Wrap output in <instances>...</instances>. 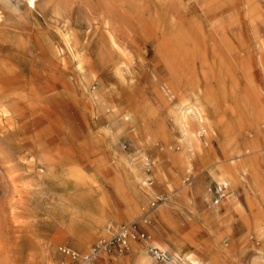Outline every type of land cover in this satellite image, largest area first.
I'll return each mask as SVG.
<instances>
[{
    "label": "rangeland",
    "instance_id": "374dc122",
    "mask_svg": "<svg viewBox=\"0 0 264 264\" xmlns=\"http://www.w3.org/2000/svg\"><path fill=\"white\" fill-rule=\"evenodd\" d=\"M263 67L264 0H0V264H67L60 246L79 242L83 250L76 251L88 252L159 198L155 208L164 205L146 227L153 244L159 238L210 264H247L264 246L238 221L224 235L221 228L215 252L207 213L218 200V179L209 169L227 162L220 130H237L239 116L260 118ZM182 96L201 97L214 127L208 141L199 134L203 148L192 152L185 170L169 156L157 160L162 146L170 155L180 146L171 112ZM158 122L172 139L148 147L145 139ZM244 129L238 142L254 134ZM254 155L264 162V149ZM147 159L153 193L146 183L126 180L125 161L148 177ZM234 192L247 209L242 190ZM124 199L137 208L130 219ZM140 244L132 241L113 264H162ZM133 252L149 263L131 262ZM107 257L102 253L92 264H107Z\"/></svg>",
    "mask_w": 264,
    "mask_h": 264
},
{
    "label": "bare ground",
    "instance_id": "6f19581e",
    "mask_svg": "<svg viewBox=\"0 0 264 264\" xmlns=\"http://www.w3.org/2000/svg\"><path fill=\"white\" fill-rule=\"evenodd\" d=\"M225 45H226L227 49H230L232 52H234L233 47H231V45L227 41L225 42ZM110 47L112 49H114L115 51H117V49H118V42L114 37H110ZM248 77H249V79H248L249 84L248 85L251 87L255 97L257 99L261 98V94L258 92V90L253 85L250 76H247V78ZM169 88L171 90L170 93L171 92L174 93L175 90L177 89L176 88L174 90L173 87H169ZM167 89L166 88L163 89V92L166 93V96H169L171 94L168 93ZM179 93H182V92H179ZM183 95H185V94H183ZM203 95H204V93H203ZM205 95H207V94H205ZM197 97L198 96L195 97L196 102L187 101L184 99L183 96H182V98H179L180 99L179 103L177 104V106L175 105L176 110L171 112V126H172V130H173V135H174V136H172V138L175 137V139L178 140V142L180 143V146L178 147L177 152L173 151V153H172V151H170L172 153L171 155L167 153L166 147L162 146L160 148L161 151L159 152V150H158L159 155H157V160L160 161V160L165 159L166 156H169V160H170L169 163L170 164H175L178 167L185 170L186 168H188L187 167L188 163H190L189 158H191L190 156H191L192 152H199L203 148V146H202L203 141L200 138V135L205 133L207 141L209 139H211V137L213 136L214 127L211 124V122L209 121V119L205 118V116H204L205 115L204 114V112H205L204 105L202 103L200 104L197 102V100L201 101V97H198V98ZM205 98H207V97H205ZM257 107H258V105H257ZM237 109H239V108H237ZM255 109H256L255 111H257V113L260 117V118H258V120H255L254 117L248 118L249 117L248 116L247 118H245L247 120V122L245 121L246 122L245 123L244 122L245 119L242 120V117L240 118V116H239L240 114H239L238 115L239 116L238 124H236V125H238L237 130L232 129L229 131V128H228V131H226V132L223 130H220L221 134H223V135L217 141L220 144L223 156L226 158L224 160H225V162L226 161L227 162L223 163L222 165L218 164L217 169L211 168L209 170L212 173V175L218 179V184L225 185V187H226L225 190L223 191V195L221 197H219L218 200H216L217 202L215 203V207H214V211L216 212V215L219 216L221 214L220 213L221 212V210H220L221 206L223 204L225 206L226 205L228 206L227 210H228V213L230 215V220L226 224L223 225V228L225 229V227H228L229 223L232 224L233 219H237L240 221L242 228H246L248 230H251L252 234L254 233L253 235H255L257 237V239L261 242L260 244H263V246H264V162L261 159V155H260V157H257L254 155L257 150H261V149L263 150L264 149V132H263L264 127H262V130H261V128L258 127L259 120H262L264 118V110L260 107H258V108L255 107ZM234 110H235V108H234ZM124 115H126V114H124ZM129 117H130V115H129ZM255 118H256V116H255ZM133 119L136 120V117L133 116L132 120L131 119L130 120L133 122ZM130 120H128V123L127 122L126 123L130 124L131 123V122L129 123ZM192 123L197 124V126L199 127V129H198L199 132H194L192 130V126H191ZM245 125L246 126L248 125L249 129H252L254 134L251 136V139L248 140V139L244 138V139H242L243 140L242 142H238L239 136L244 137L243 131L245 130L244 129ZM145 130L147 131V129H145ZM153 133H154L153 136L149 137L148 139L147 138L145 139L147 144H148V147L152 146V145L155 146L153 143H156L159 138L166 139V140L172 139L171 135L169 134L168 129L165 127V124L163 122H158L157 130L154 131ZM245 133H247V135H248V133H250V132L245 131ZM150 148H152V147H150ZM256 155H258V154H256ZM125 162H126V166L127 167L129 166V168H130V170H126L127 183L132 185V182H135V181L138 182L139 181V182H142V184H144L146 181L144 182L143 180L147 176L142 177V175L139 174L135 170V168L132 166V164H130L129 160H126ZM121 172H122V170H120V173ZM128 175H130V179L132 178V181L128 180L129 179ZM155 175H156L158 182L163 183L164 178H165V176H164L165 174L162 171L157 170ZM174 180L177 181V177L175 175H174ZM137 182H136V184H139ZM118 186L116 185L115 187L118 188ZM130 188H133V187H130ZM239 188L242 190V194L244 196L243 198L245 200L244 204H246L247 209L245 208L243 203H241L240 200H238L239 199L238 195H236L234 192L235 189H239ZM145 189L147 190V193H153L152 186H150L149 188H145ZM132 190L134 193L133 194L134 197H135V195H138L137 194L138 191L136 192V190L134 188ZM133 201H132V199H126L125 200V202H126L125 213L127 214L129 219L137 211L136 205L134 204ZM184 201H186V200H184ZM163 203L164 202L160 203V205L158 204L159 206L152 211L153 217L155 216L156 212H159V210L162 208V205H164ZM187 208H188V206H187ZM159 219H161V218H159ZM190 225L194 227L193 222H191ZM146 226H148V225H146ZM155 227H153V228H155ZM198 229L199 228L196 229V232L198 231ZM219 232H220V230L219 231L212 230V232H211V235L214 236L213 238H215L214 240L216 241L215 242V245H216L215 252L218 249L217 245H218L219 239H216V238H218L216 235ZM245 235L247 236V234H245ZM157 241H159V243L161 244V247L163 249L167 248L170 251H172L173 254L175 253L176 255H178L181 262L184 264H210V260L206 261V262L199 261V259L194 256V253L188 252V253L179 254L178 253L179 251L176 248H173L171 245L167 244L166 242L161 241L159 238H157ZM191 244H192V242H191ZM72 246L75 250H78V251L83 250V247L79 242H73ZM202 250H203V248H202ZM206 251L211 253V251H209L208 249ZM170 254H172V253H170ZM239 255H240V253H239ZM212 257H214L213 254H212ZM215 262H217V261H215ZM247 264H264V247L262 250L260 249V247L255 248V251L253 252V255L251 256L250 260H248Z\"/></svg>",
    "mask_w": 264,
    "mask_h": 264
},
{
    "label": "built area",
    "instance_id": "2783aa9c",
    "mask_svg": "<svg viewBox=\"0 0 264 264\" xmlns=\"http://www.w3.org/2000/svg\"><path fill=\"white\" fill-rule=\"evenodd\" d=\"M152 164L148 159L144 162L145 172L148 175L145 182L146 186H152L154 183L151 174ZM225 188V185L218 183L215 185L217 199L223 195ZM159 201H162V199L152 200L148 206H142L140 215L134 221L119 224L108 239L97 240L91 245L88 252L79 253L73 248L64 245L59 247V252L67 257V264H92L101 257L102 253L108 257L126 253L130 248L131 242L135 241L141 243L148 255L155 261L162 264L173 263L172 255L167 250L153 244L151 236L146 229V225L150 222L149 216Z\"/></svg>",
    "mask_w": 264,
    "mask_h": 264
},
{
    "label": "crops",
    "instance_id": "0c3cea01",
    "mask_svg": "<svg viewBox=\"0 0 264 264\" xmlns=\"http://www.w3.org/2000/svg\"><path fill=\"white\" fill-rule=\"evenodd\" d=\"M211 173V172H210ZM212 174V173H211ZM213 176V175H212ZM216 203V202H215ZM215 203H213V206L211 207V211H209L207 214H208V217L211 219V227L213 226V228H212V230H217V231H219V230H221V228L223 227V225L224 224H226L228 221H226V219L223 217L224 215H226V217H230V215H229V213H228V210H227V208H228V206L226 205H222L221 206V208H223V210H221V214L219 215V216H217L216 215V212L214 211V207H215ZM210 206V205H209ZM206 207V206H205ZM209 208V207H208ZM207 209H205L204 211H206ZM204 211H203V213H204ZM234 221H238L239 222V226H240V221L239 220H237V219H233L232 220V224H233V222ZM231 223H229V226L228 227H225V229H224V231H221V233H222V235H224L225 234V231H226V229H228L229 230V228H230V225H232ZM146 227H148V226H146ZM149 230H152V228L149 226V228H148ZM203 229V228H202ZM200 234H201V232H202V230H199L198 231ZM220 233V232H219ZM219 233H217V237L218 238H216V239H219L220 240V236H221V233L219 234ZM212 236V235H211ZM214 239L215 238H213V241H214ZM213 243V242H212ZM211 243V244H212ZM154 244L155 245H157V246H159V247H161V244L159 243V241H157V240H154ZM141 245V244H140ZM218 247L217 248H219V244L217 245ZM143 247V246H142ZM173 248H176L178 251V253L179 254H181L182 252H181V250H180V246H172ZM162 248V247H161ZM218 250V249H217ZM227 252H230V251H227ZM172 255V257H173V263L172 264H184V263H182L181 262V260H180V258H179V256L178 255H173V254H171ZM117 256H112V257H108L107 258V263L108 264H113V258H116ZM129 259H130V261L131 262H137V261H143L144 263H149L148 261H147V258H146V256L145 255H143L141 252H133V253H131L130 254V256H129ZM150 264H154V262H152V261H150Z\"/></svg>",
    "mask_w": 264,
    "mask_h": 264
}]
</instances>
